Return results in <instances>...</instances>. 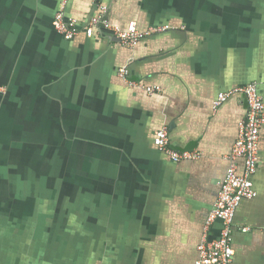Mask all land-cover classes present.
Wrapping results in <instances>:
<instances>
[{
	"label": "crops",
	"instance_id": "1",
	"mask_svg": "<svg viewBox=\"0 0 264 264\" xmlns=\"http://www.w3.org/2000/svg\"><path fill=\"white\" fill-rule=\"evenodd\" d=\"M102 7L123 29L161 30L135 47L105 28L89 36ZM62 10L72 39L54 27ZM253 82L264 99V0H0V159L24 158L52 183L42 202L0 184V264H195L248 112L239 94L214 102ZM164 127L196 158L161 151ZM260 136L233 264H264V125Z\"/></svg>",
	"mask_w": 264,
	"mask_h": 264
},
{
	"label": "built area",
	"instance_id": "2",
	"mask_svg": "<svg viewBox=\"0 0 264 264\" xmlns=\"http://www.w3.org/2000/svg\"><path fill=\"white\" fill-rule=\"evenodd\" d=\"M106 13L107 8L102 7L100 14L90 19L86 28L89 36H92L96 29L105 28L119 37L126 46L135 47L141 39L161 30L160 28H151L142 31L135 23H131L129 27L123 29L111 23ZM53 24L67 39H72L78 33L76 20L67 21L63 10L56 14ZM118 74L126 81L129 79V71L126 67H121ZM129 83L143 89L147 94L161 91L160 87L144 86L133 80H129ZM237 94L245 97L248 112L240 122L239 135L230 155V166L215 207L207 221L203 238L198 245L199 257L195 264H233L235 251L232 245V225L236 210L242 200L253 199L257 195L252 176L260 165V134L264 125V99L259 92L257 83L253 82L220 93L214 102L215 107H219ZM154 143L174 161L196 158V155L191 152L178 151L171 146L167 127L156 132ZM239 160H243L244 163L242 172L238 171ZM217 219L222 221L223 226L218 237H211L210 226ZM244 230L246 231L247 228Z\"/></svg>",
	"mask_w": 264,
	"mask_h": 264
},
{
	"label": "rangeland",
	"instance_id": "3",
	"mask_svg": "<svg viewBox=\"0 0 264 264\" xmlns=\"http://www.w3.org/2000/svg\"><path fill=\"white\" fill-rule=\"evenodd\" d=\"M28 164L34 165L24 158L8 161L0 159V183H17V186H14L17 191L16 193L14 192L16 198L21 195L22 198L34 197L37 201L42 202L43 199L47 198L49 193L48 190H43V188L45 184H52L50 182L51 175L41 173L40 170L31 171ZM19 192L23 193L19 194ZM50 193L53 194L55 192L51 191ZM39 210L42 209L40 208Z\"/></svg>",
	"mask_w": 264,
	"mask_h": 264
},
{
	"label": "water",
	"instance_id": "4",
	"mask_svg": "<svg viewBox=\"0 0 264 264\" xmlns=\"http://www.w3.org/2000/svg\"><path fill=\"white\" fill-rule=\"evenodd\" d=\"M117 40H121L119 37H117ZM10 213L9 207H6L5 204H0V215H8Z\"/></svg>",
	"mask_w": 264,
	"mask_h": 264
},
{
	"label": "trees",
	"instance_id": "5",
	"mask_svg": "<svg viewBox=\"0 0 264 264\" xmlns=\"http://www.w3.org/2000/svg\"><path fill=\"white\" fill-rule=\"evenodd\" d=\"M0 184H4V183H0Z\"/></svg>",
	"mask_w": 264,
	"mask_h": 264
}]
</instances>
